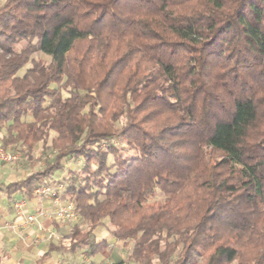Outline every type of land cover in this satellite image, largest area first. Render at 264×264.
Returning a JSON list of instances; mask_svg holds the SVG:
<instances>
[{
    "label": "trees",
    "instance_id": "trees-1",
    "mask_svg": "<svg viewBox=\"0 0 264 264\" xmlns=\"http://www.w3.org/2000/svg\"><path fill=\"white\" fill-rule=\"evenodd\" d=\"M2 128L54 152L9 197L67 174L79 217L43 257H111L107 220L131 264H264V0H3Z\"/></svg>",
    "mask_w": 264,
    "mask_h": 264
},
{
    "label": "crops",
    "instance_id": "crops-1",
    "mask_svg": "<svg viewBox=\"0 0 264 264\" xmlns=\"http://www.w3.org/2000/svg\"><path fill=\"white\" fill-rule=\"evenodd\" d=\"M10 163L12 162L0 164V264H62L58 260L60 251L53 250L46 257H43V254L52 243H59L56 242V237L64 223H59L51 217H37L36 222L30 223L26 222L24 217L17 216L12 199L24 198V195L16 192L9 197L6 186L23 178L27 173H22L20 164L13 166ZM27 202L26 211L29 213H33L39 206L48 211L53 208L52 199L46 195L33 193L32 197L27 198ZM78 250L63 252L64 255L74 256Z\"/></svg>",
    "mask_w": 264,
    "mask_h": 264
},
{
    "label": "rangeland",
    "instance_id": "rangeland-1",
    "mask_svg": "<svg viewBox=\"0 0 264 264\" xmlns=\"http://www.w3.org/2000/svg\"><path fill=\"white\" fill-rule=\"evenodd\" d=\"M3 0H0V3H2ZM39 57H44V55L40 52H36L33 54V58L37 59ZM30 63H27L25 67H28ZM25 67L19 71V74H22ZM5 128L0 129V144L3 145L2 139L4 137ZM18 154V159L15 162H12L13 166L20 164L19 166L22 169V173L26 174L34 170H39L44 166V163L47 161L46 159L52 157L54 155V152L49 148L47 145H41V143H38L34 150L31 152V157H28L27 154H25V148L22 147H15L11 148ZM5 162L0 161V164H4ZM66 168L75 170L76 167H79L82 165L81 159H74L69 158L65 161ZM63 175V176H62ZM63 177H67V174L65 171H63L60 176H57L52 184L59 189L61 193H64L65 195H68L65 193L66 183ZM68 197V196H67ZM165 199V195L160 192L159 190L156 191L154 196L151 198V201L153 202H163ZM40 205V204H39ZM78 220V219H77ZM73 222H65L63 225L60 226V230L57 233L56 242L61 244L69 243L70 241V233L72 232V225ZM104 224V225H103ZM102 225L98 226L94 230V235L96 239L105 238L107 239L109 243V247L112 248L113 254L111 257H105L101 254H95L93 256L88 254L89 245L88 244H82L78 249V252L74 256H68L64 255L65 252L60 251L59 253L61 256L58 258L62 264H131L128 259L127 255L129 253L131 242L129 245L122 244L121 241L116 240L111 236L110 230L112 226L107 222V220L104 221ZM87 227L84 225L82 229H86ZM71 260H74L75 262H72ZM71 261V262H69Z\"/></svg>",
    "mask_w": 264,
    "mask_h": 264
},
{
    "label": "built area",
    "instance_id": "built-area-1",
    "mask_svg": "<svg viewBox=\"0 0 264 264\" xmlns=\"http://www.w3.org/2000/svg\"><path fill=\"white\" fill-rule=\"evenodd\" d=\"M18 159V154L12 151L10 147L0 144V161L15 162ZM34 194L49 196L52 199L53 208L47 210L42 206L36 208L33 213L26 211L28 202L25 198L12 199V205L17 216L24 217L26 222L34 223L37 217H51L59 223L73 222L78 219V213L75 210V203L61 193L54 185H48L40 182L39 186L34 189Z\"/></svg>",
    "mask_w": 264,
    "mask_h": 264
}]
</instances>
